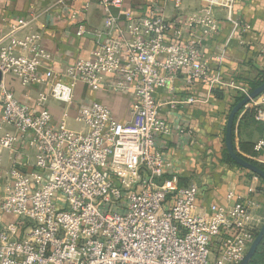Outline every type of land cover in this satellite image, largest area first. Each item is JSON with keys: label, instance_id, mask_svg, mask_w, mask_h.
Returning a JSON list of instances; mask_svg holds the SVG:
<instances>
[{"label": "built area", "instance_id": "built-area-1", "mask_svg": "<svg viewBox=\"0 0 264 264\" xmlns=\"http://www.w3.org/2000/svg\"><path fill=\"white\" fill-rule=\"evenodd\" d=\"M79 1L81 12L96 2L114 30L68 66L51 63L29 21L0 35L1 121L16 129L0 135V151L27 144L36 154L33 169L13 167L2 189L0 264H240L264 224L260 203L239 196L234 204H211L206 214L194 212L198 185L167 179L172 164L162 148L172 127L161 116L159 96L165 92L173 108L197 101L176 97V81L192 86L209 78L201 42L217 23L196 17L181 41L171 38L175 22L164 8L180 9L185 0H154L146 14L124 9V0ZM6 76L25 86L47 83L38 96L44 108L33 112ZM79 84L128 96V120H115L108 105L95 102L76 110L85 132L56 124L47 103L72 111ZM176 134L186 137L188 130L179 126Z\"/></svg>", "mask_w": 264, "mask_h": 264}, {"label": "crops", "instance_id": "crops-1", "mask_svg": "<svg viewBox=\"0 0 264 264\" xmlns=\"http://www.w3.org/2000/svg\"><path fill=\"white\" fill-rule=\"evenodd\" d=\"M58 1L0 0V35L23 19L41 32V45L50 53L51 63L56 68L88 57L98 39L108 40L113 26L107 23L106 16L94 1L84 12L80 11L83 4L79 0H67L66 4ZM153 1L124 0L123 8H137L140 14H146ZM119 12L114 10L113 14L116 16ZM164 13L175 22L171 38L176 35L181 41L189 38L196 17L208 15L217 23L215 33L203 37L201 42L209 78L198 80L192 86L176 81V97L194 95L197 101L173 108L165 104V92L159 96L164 102L161 116L172 127L162 144L166 159L172 164L166 177L169 180L177 178L179 185H198L193 208L196 213L206 214L214 203L234 204L242 196L255 198L261 205L258 212L264 215L263 178L224 157L226 125L235 98L242 94V88L252 90L251 84L264 74V0H185L180 9L168 4ZM82 23L84 30L79 32ZM44 71L45 68H41L42 76ZM5 82L18 98L29 102L33 112L38 113L44 108L38 103L39 93L48 89L43 80L25 86L19 79L6 76ZM75 101L76 108L70 112L62 103H47L56 124L65 122L72 130L85 132L86 124L76 110L95 102L108 105L117 121L125 122L129 118V97L111 88L95 91L79 84ZM179 126L188 130L186 137L176 134ZM15 131L13 125L1 121L0 109V135ZM234 144L239 154L264 164V92L239 113ZM35 162L36 154L27 144L1 150L0 196L13 167L30 171ZM8 218L3 217L4 220Z\"/></svg>", "mask_w": 264, "mask_h": 264}, {"label": "water", "instance_id": "water-1", "mask_svg": "<svg viewBox=\"0 0 264 264\" xmlns=\"http://www.w3.org/2000/svg\"><path fill=\"white\" fill-rule=\"evenodd\" d=\"M2 80V72L0 71V82ZM264 92V81L257 86L256 88L252 89L248 95H246L240 102H238L230 111L227 125H226V135H225V142L226 148L230 156L233 160L240 166L251 170L252 172L258 174L264 180V169L259 165L255 164L248 158L242 156L237 152L235 149L234 144V133H235V121L238 113L253 99L257 98ZM264 240V224L258 233L256 239L250 246L246 256L241 261L240 264H249L253 261V258L260 246L261 242Z\"/></svg>", "mask_w": 264, "mask_h": 264}, {"label": "trees", "instance_id": "trees-1", "mask_svg": "<svg viewBox=\"0 0 264 264\" xmlns=\"http://www.w3.org/2000/svg\"><path fill=\"white\" fill-rule=\"evenodd\" d=\"M263 81H264V74L259 78V80L255 81L253 84H251V89H254L257 86H259ZM244 97H245L244 94H241V95L239 94L238 96H236L235 102L233 103L232 108L238 102H240ZM239 113H238V115H239ZM238 115H237V117H238ZM237 117H236V120H237ZM235 124H236V121H235ZM224 157H225V160H227L228 162L238 165L233 160V158L230 156V154L228 153L227 148L225 149ZM249 160H251L252 162H254L255 164L259 165L260 167H262L264 169V164L258 163V162L254 161L252 159H249ZM238 166H240V165H238ZM240 167H242V166H240ZM253 263L254 264H263L264 263V241H262L260 246L258 247V250H257V252H256V254H255L254 258H253Z\"/></svg>", "mask_w": 264, "mask_h": 264}]
</instances>
